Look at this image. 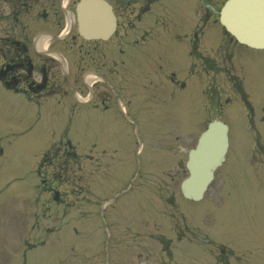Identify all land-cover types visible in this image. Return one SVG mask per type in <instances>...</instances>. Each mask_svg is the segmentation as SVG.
Masks as SVG:
<instances>
[{"label": "rangeland", "instance_id": "1", "mask_svg": "<svg viewBox=\"0 0 264 264\" xmlns=\"http://www.w3.org/2000/svg\"><path fill=\"white\" fill-rule=\"evenodd\" d=\"M181 26L171 24L169 31L179 35ZM215 33L219 34L216 28L207 33L208 51L212 49L209 34ZM238 54L235 69L243 79L255 115L251 124L249 120L245 122L243 117H247L246 107L236 103L237 97L234 96L233 104L223 117L230 126L231 147L228 159L216 174V181L206 200L199 204H189L190 212L196 213V216L191 215L194 224L189 222L188 214L183 210L184 207L188 208V205L178 196V185L183 175L180 174L175 183L163 184L167 179L164 172L175 170V162L170 155L161 153L164 157L163 163L154 169L159 177L163 195L158 199L155 196V189L149 184L153 177H149L145 183V187H149L146 193L151 191L148 194L151 206L157 207L161 213H168L170 208L162 202V198H166L168 193L174 194L172 202L177 213L181 215L177 216L176 220L170 219L169 224L159 228L162 237L172 240V249L175 250L172 259L177 253L179 256H186L180 249L187 247L186 244H191L200 252L201 249L207 248L211 255L220 253L217 247H228L233 252L230 264H264V165H260L263 156L260 157L259 152V157L253 161L251 155L255 145L250 143L256 141L251 138L255 134L254 128L261 134L260 143L264 146V50H239ZM181 94L180 91H175L174 96L169 97L167 92L163 96L164 103L155 106L136 101L128 108V115L134 123H129L123 115L117 123L111 125L107 135L108 143L125 142L127 148L133 150L141 162L152 157L154 153L159 157L158 149L162 143L156 146L153 144L165 136L185 134L184 132L192 128L201 116V98L195 85L189 90V100L181 99ZM118 97L122 100L120 95ZM113 112H119L117 100ZM78 118V115L70 116L68 111L57 106L49 105L37 111L35 106L28 104L22 97L0 90V151L3 152L0 156V264H82L85 259L80 250L82 246L87 245L88 258L94 261L85 264H150L146 258H143L142 262L126 259L125 254H128L129 248L120 239V220L124 213L135 215L137 210L135 205L129 204L127 197L114 199L120 189H115L110 181H104L101 186L94 184V188L100 192V198L88 208L90 214H85L83 226L78 228L79 231L72 229L71 224L67 229L68 237H65L63 232L61 238L54 234L52 237L57 239L49 240L47 245L33 248V251L29 250L26 258L23 257L26 248L20 242L28 235L34 216L43 213L41 207L34 203L38 193L35 173L37 161L43 152L66 137L77 148L83 149L90 145L92 133L77 129ZM137 135L142 142L140 145H137ZM180 142L185 143L183 139ZM247 145L251 146V151L246 158ZM59 159H53V167H56ZM246 159L252 163H248ZM69 169L75 170L74 165L69 163ZM150 169L153 171V168ZM47 174L49 180H52L51 169H47ZM57 177L60 191H64L65 195L73 193L72 178L66 172ZM220 181L224 182L223 188L213 200L211 196L219 190ZM68 201H72V197H68ZM105 201L112 202L103 208ZM67 208L70 213L72 207ZM78 221L81 224L80 216ZM23 222L24 226L19 229ZM171 225H175V228L171 229ZM150 233L144 231L143 236L148 237ZM43 235L45 237V230ZM145 242L146 253H151L149 257L162 255L158 253L160 244L149 240ZM225 254H228V251ZM221 256L222 261H229L226 255ZM197 258L200 259V255ZM178 259L182 260V257ZM180 263L194 264L195 261L193 263L184 259L178 264Z\"/></svg>", "mask_w": 264, "mask_h": 264}, {"label": "flooded vegetation", "instance_id": "2", "mask_svg": "<svg viewBox=\"0 0 264 264\" xmlns=\"http://www.w3.org/2000/svg\"><path fill=\"white\" fill-rule=\"evenodd\" d=\"M75 0H70L73 3ZM61 0H0V22L6 24V28L0 30V81L9 85L15 91L22 92L29 97L40 99L59 95L64 98L67 94L66 89L79 88L78 72L68 70L64 72L62 63L48 54H39L30 49L31 35L37 30L40 33H57L64 14L60 10ZM176 0H114L111 5L117 20V30L114 41L105 43H80L76 37H72L71 42L61 44L62 53L71 54L72 59L69 66L78 69L79 66H90L104 79V85L108 88L116 87L114 77L119 76L121 66L124 62L118 64L113 59V51L119 49V53L124 55L127 48H121L129 35H138L134 44L145 43L148 36L159 37L160 33L146 30H138V25H161L167 18L164 12L171 8L172 19L195 20L192 31L186 32L185 36L179 40H186V45L190 47L189 59L176 61L175 55L171 56L168 69L157 65L166 59L161 56L158 49H150L140 54L138 63L139 80L153 82L158 84L170 83L176 85L181 90L186 88V80L193 75L197 63H191L190 59H200V67L204 68L205 60L198 52V45L209 22L216 23L217 11L210 7L208 0H195L183 9L173 4ZM169 3L163 6L162 4ZM194 7V10H192ZM191 14V15H190ZM186 29H189L186 27ZM168 35H172L168 33ZM112 44V45H111ZM189 62L188 66L185 62ZM150 65L154 68L151 69ZM177 67L180 71L177 73ZM184 78L181 74L184 73ZM188 77V78H187ZM129 82L128 77L121 75L120 83ZM123 86V85H122ZM157 94L154 92L148 96L144 103L157 100ZM131 103L127 100V104ZM90 111L96 113L97 118L91 126L94 134L99 133L112 119L113 112L112 97L109 91L103 95L92 92ZM79 113L81 110L78 111ZM63 156L69 155L62 151ZM105 149L96 152L95 146L90 150L88 159L94 173L100 167L109 168V164L114 162L112 156H107ZM112 157V158H111ZM119 162V160H117Z\"/></svg>", "mask_w": 264, "mask_h": 264}, {"label": "water", "instance_id": "3", "mask_svg": "<svg viewBox=\"0 0 264 264\" xmlns=\"http://www.w3.org/2000/svg\"><path fill=\"white\" fill-rule=\"evenodd\" d=\"M90 20L82 28L88 38H104L110 32V25L103 19L97 17ZM221 21L240 43L255 48L264 47V0H231L223 9ZM226 131L220 123L210 124L201 135L196 150L189 154L187 168L190 176L181 186L186 198L199 200L202 197L212 179V171L223 159L227 145Z\"/></svg>", "mask_w": 264, "mask_h": 264}]
</instances>
